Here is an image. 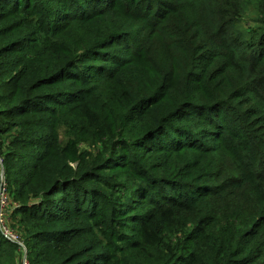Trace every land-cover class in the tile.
I'll use <instances>...</instances> for the list:
<instances>
[{
	"label": "trees",
	"instance_id": "trees-1",
	"mask_svg": "<svg viewBox=\"0 0 264 264\" xmlns=\"http://www.w3.org/2000/svg\"><path fill=\"white\" fill-rule=\"evenodd\" d=\"M73 1L0 0V159L28 262L264 264V30L238 29L264 0ZM70 22L86 33L64 44ZM152 41L168 73L148 91L129 51ZM187 150L210 176L168 165ZM19 255L0 234V264Z\"/></svg>",
	"mask_w": 264,
	"mask_h": 264
},
{
	"label": "rangeland",
	"instance_id": "rangeland-1",
	"mask_svg": "<svg viewBox=\"0 0 264 264\" xmlns=\"http://www.w3.org/2000/svg\"><path fill=\"white\" fill-rule=\"evenodd\" d=\"M75 2H79V0H74ZM80 4V2L78 3ZM251 18H255L256 16L253 17V15L250 16ZM27 21L24 20H19V18H13V19H7L3 21L2 23V30L6 29L7 27H5L6 25H11V24H15L17 26H20V32L19 33H23V32H28L29 30L32 29V27L26 23ZM240 27H238L239 30L243 31V32H250V31H255V28H261L259 30H257V32L262 33L264 30V25L262 26L261 24H255V23H251L247 20H244L242 22L239 23ZM86 26H83L81 24H79V22L73 23L70 22L66 29L65 32L61 35L62 36V41L65 43L70 42L72 39H76L77 35H85L86 31L84 30ZM1 30V29H0ZM31 32V31H29ZM245 37L246 38H250L249 33H245ZM152 46H149L148 48L144 47L142 48L143 50H137L134 49V46L132 48L131 51H129L130 55L132 56V63L136 64L135 68H137V70L139 68L143 69L142 72V77H138L139 81H142L143 83V87L146 90H150L153 89L154 87H156L159 84H163V77L168 73V69L164 67V65L168 64L167 62H165L159 55H157L158 50H157V45L153 44V41L151 43ZM119 46H115V49H118ZM122 55L124 57L128 56V51H122ZM101 64H108L107 61H102ZM113 65V64H112ZM109 65V66H112ZM164 67V68H163ZM112 68V67H109ZM82 69V68H81ZM125 70V69H124ZM124 70H120L119 72H117L113 78L116 79L118 78V76L121 75V73L124 72ZM126 77V76H125ZM124 77V78H125ZM123 78V77H122ZM127 79V77L125 78ZM140 87V88H143ZM88 98L87 100H89V102L92 105H99L98 101L95 99V97L98 99V96L95 95L96 92H88ZM99 108V107H98ZM102 111V109H100ZM76 113V112H75ZM107 113V112H106ZM62 118V117H61ZM112 122V121H111ZM113 123V122H112ZM69 125V123H66V125H63L61 127H59L56 130V137H58L59 139V143L60 145H63L66 141L69 140H75L74 136H73V132H75V130H73L71 127L68 126V128H66L65 126ZM112 126H114L112 124ZM114 131H113V135H114ZM89 144V143H88ZM91 145V144H90ZM88 146L86 143L84 144H80V151L83 152V156L87 159L89 156L88 154H86V152H90L91 156L95 158V156H97V153H101L104 150L103 144L102 143H97L93 146ZM107 149V148H106ZM188 152L180 157L177 158H171L169 159V164L170 166L174 165V164H179L180 166H182V173H183V177L185 179L187 178H193V179H198V178H205V176H210L207 171L211 172L213 169L211 168L210 165V161L209 158L207 156H198L199 153H194L195 151L192 150H187ZM89 162L93 161L88 159ZM2 160L0 159V168L2 167L1 165ZM72 168H75L74 164H71ZM225 171L226 168L224 167ZM120 171L115 170V171H106L104 172L105 175L111 176L113 179H115L117 182H121L122 179L121 174H119L118 177V173ZM128 179V178H127ZM131 179H128V181ZM132 181V180H131ZM123 182V181H122ZM11 227L19 232L18 234L22 236V238L24 239V232H22L23 227L20 226L17 223H13V220H11ZM94 234L97 237V245H98V251L102 250L104 248V244L106 245L107 243H116L115 239H108L109 241H107L106 239H104L103 237H101L102 235L100 234L99 230H94ZM25 244V243H24ZM105 249V248H104ZM20 257H18V263H19ZM21 264V263H19Z\"/></svg>",
	"mask_w": 264,
	"mask_h": 264
},
{
	"label": "built area",
	"instance_id": "built-area-1",
	"mask_svg": "<svg viewBox=\"0 0 264 264\" xmlns=\"http://www.w3.org/2000/svg\"><path fill=\"white\" fill-rule=\"evenodd\" d=\"M11 199L8 192V184L3 168H0V234L8 243H13L19 247L21 264H31L27 258V248L24 239L11 227Z\"/></svg>",
	"mask_w": 264,
	"mask_h": 264
}]
</instances>
